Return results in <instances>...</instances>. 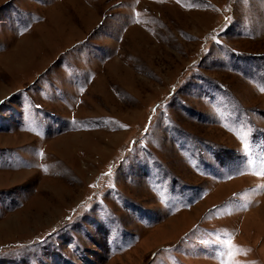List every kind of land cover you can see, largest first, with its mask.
Segmentation results:
<instances>
[{
  "label": "rangeland",
  "instance_id": "obj_1",
  "mask_svg": "<svg viewBox=\"0 0 264 264\" xmlns=\"http://www.w3.org/2000/svg\"><path fill=\"white\" fill-rule=\"evenodd\" d=\"M262 172L264 0H0V264H264Z\"/></svg>",
  "mask_w": 264,
  "mask_h": 264
},
{
  "label": "snow or ice",
  "instance_id": "obj_2",
  "mask_svg": "<svg viewBox=\"0 0 264 264\" xmlns=\"http://www.w3.org/2000/svg\"><path fill=\"white\" fill-rule=\"evenodd\" d=\"M247 150V149H246ZM262 175H264V172L261 173Z\"/></svg>",
  "mask_w": 264,
  "mask_h": 264
}]
</instances>
